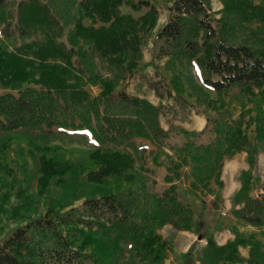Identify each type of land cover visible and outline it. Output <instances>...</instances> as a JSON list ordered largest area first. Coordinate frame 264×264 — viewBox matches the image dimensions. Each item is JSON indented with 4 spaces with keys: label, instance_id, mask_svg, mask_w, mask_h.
Returning a JSON list of instances; mask_svg holds the SVG:
<instances>
[{
    "label": "trees",
    "instance_id": "1",
    "mask_svg": "<svg viewBox=\"0 0 264 264\" xmlns=\"http://www.w3.org/2000/svg\"><path fill=\"white\" fill-rule=\"evenodd\" d=\"M8 1L0 0V133L86 129L95 146L80 168L39 157V179L55 175L72 201L84 199L63 212L47 208L12 228L0 239V264H163L171 250L159 233L166 224L205 238L204 245L194 241L179 253V264H264V192L250 193V169L264 143V0H222L217 19L206 0H172L168 7L156 38L157 56L169 58L170 74L147 79V87L174 104L202 106L201 130L169 121L164 129V105L123 87L140 69V45L156 22L150 0H20L14 22ZM122 5L131 12H122ZM182 62L198 67L200 83L186 89ZM101 67L110 75H99ZM88 84L100 85L99 94L91 96ZM232 91L241 97L237 115L227 99ZM145 142L153 146L152 165L166 169L169 185L160 193L138 176L128 150H145ZM244 149L249 168L231 196L233 222L218 215L208 226L205 197L212 196L214 212L221 208L223 164ZM185 168L200 201L197 213L174 182ZM22 172L25 183H18L16 194L24 198L30 181L28 168ZM238 224L256 231L242 232ZM225 227L234 236L218 244L213 231ZM240 246L248 248L246 257Z\"/></svg>",
    "mask_w": 264,
    "mask_h": 264
},
{
    "label": "rangeland",
    "instance_id": "2",
    "mask_svg": "<svg viewBox=\"0 0 264 264\" xmlns=\"http://www.w3.org/2000/svg\"><path fill=\"white\" fill-rule=\"evenodd\" d=\"M18 1L20 0H14V3H11V0L7 2V10L12 13L13 22L16 20L15 12L16 3ZM150 1L154 4L157 11L156 22L154 27L144 35V42L140 45V69L135 71L134 75L123 81V87L125 91L131 94L144 96L154 104L161 102L164 105L163 113L160 116V123L164 129H167L168 121L188 128H195L197 117L201 118L200 120L202 121L204 120V116L201 113L203 109L202 106L196 108L195 106H191V104H186L184 102H180L181 105L174 104V101L164 93L162 97H160L147 87V79L158 80L159 76L157 74H163L168 78L170 74L169 69L167 68L169 58L157 56L159 41L156 38V32L166 21L169 13L168 7L171 5L172 0ZM206 2L211 15L216 19L221 17L222 11L224 10L223 1L206 0ZM120 9L124 13L131 12L128 6L125 5H122ZM140 13L141 11L133 13V16L136 18ZM84 24L98 26L99 22L97 21L94 23L91 19H84ZM1 36L2 35L0 34V37ZM178 69L182 73V79L186 89H188L193 83H200V73L196 65L182 62ZM98 73L102 77L110 75L109 72L102 67L99 69ZM86 88L91 96L99 94L101 89L98 84H88L86 85ZM227 99L230 100L233 111L235 115H237L241 110V97L237 92L232 91L227 96ZM145 143L147 144L145 150H140L137 153L134 152L132 147H129L128 150L134 157L135 169L139 172L138 176L143 179L149 187L159 192L167 184H165L162 179V171L152 169L151 156L153 146L149 142ZM94 146L95 141L91 134L85 129L71 131L69 133L62 132L56 128L53 129V131L46 133L42 130H35L32 132L14 130L0 133V203H2L1 200L4 201L2 204L3 206L1 207L2 209H0V239L12 228L23 224L33 217L43 215L47 208H51L54 212H63L71 206L80 204L84 198L82 197L72 201V195L64 193L58 183L55 182L57 176L54 175L45 180L39 179L40 173L38 171V160L40 156L47 158L53 157L73 162L76 167L80 168V163L87 158L88 152L93 149ZM245 157L246 151L244 149L237 152L232 158L227 159L224 162L222 170V201L221 208L217 212H214L210 206L212 197L209 195L205 197L207 203V210L205 212L208 226L213 225L214 220L218 215L221 216L226 224L233 222V219L229 215L231 207L230 200L233 192L240 186V172L249 168ZM141 165L151 171L148 172L145 169H140ZM22 167L28 168L27 177L30 181L24 198L23 196L16 194L18 183H25L24 179L26 178V175L22 172ZM91 167L92 166H89V168ZM250 175L251 195L263 193L264 143L260 146V149L257 152L256 163L250 169ZM64 178L69 180V173H66ZM176 183L180 198L192 203L195 208L194 210L197 213L201 207L200 201L198 196L189 189L188 177L185 171L182 172L181 179L176 181ZM22 200H27V203H24V205H26L20 206V211H17L16 215H12L11 211L13 207L18 205L19 208V204ZM237 226L240 231L245 233L256 231L255 228L250 225L238 224ZM159 231L171 242V250L168 255H170L172 259H170L169 264H179L180 258L178 252L184 248L183 244L187 240V233L176 231L170 226L164 227ZM228 232L231 236L227 239L233 238L234 235L226 227L219 231H213V237L218 243V241L221 242L223 238H226V233ZM200 240H205V238L202 237ZM199 244L201 243H198V247H200ZM239 250L243 256H247V247L240 246Z\"/></svg>",
    "mask_w": 264,
    "mask_h": 264
},
{
    "label": "crops",
    "instance_id": "3",
    "mask_svg": "<svg viewBox=\"0 0 264 264\" xmlns=\"http://www.w3.org/2000/svg\"><path fill=\"white\" fill-rule=\"evenodd\" d=\"M201 118H198L197 117V122H196V127L195 128H188V127H186V128H188V129H196V130H200L202 127H203V125H204V120L202 121V120H200ZM185 127V126H184ZM153 169L155 170V169H158L159 171H162V179H163V176L166 174V170H165V168L163 167V166H159V167H153ZM184 171L186 172V169H184ZM165 184H167L166 186H164L163 188H162V190L165 188V187H167L168 186V184L169 183H166L165 182ZM188 186H189V182H188ZM161 190V191H162ZM157 191V190H156ZM161 191H159V192H161ZM184 202H187V203H189L192 207H193V205H192V203H190L188 200H183ZM193 209H195L194 207H193ZM195 211V210H194ZM199 211V210H198ZM197 211V212H198ZM167 226H170V225H165V226H163L161 229H163L164 227H167ZM171 227V226H170ZM160 229V230H161ZM160 232V231H159ZM161 233V232H160ZM183 233H187V240L184 242V248L183 249H181L179 252H178V254L179 253H181V252H185L186 250H187V248L189 247V245L197 238V234H196V232L193 230V229H191L190 231H183ZM225 234V233H224ZM230 233L228 232V233H226V238H223V240L221 241V242H219L218 240V243H223V242H225V240L227 239V238H230ZM217 239V238H216ZM197 241H198V243H201V244H199V246H201V245H203L204 243H205V240H198L197 239ZM198 243H197V246H198ZM170 259H172L171 257H170V255H168V257L165 259V261H164V263L163 264H169L170 263Z\"/></svg>",
    "mask_w": 264,
    "mask_h": 264
},
{
    "label": "water",
    "instance_id": "4",
    "mask_svg": "<svg viewBox=\"0 0 264 264\" xmlns=\"http://www.w3.org/2000/svg\"><path fill=\"white\" fill-rule=\"evenodd\" d=\"M200 238H201V236L199 235V236H198V239H200Z\"/></svg>",
    "mask_w": 264,
    "mask_h": 264
}]
</instances>
